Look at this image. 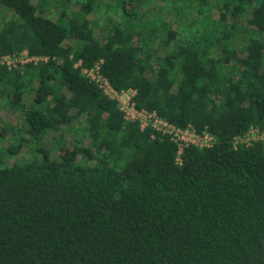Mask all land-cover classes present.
<instances>
[{
	"label": "trees",
	"instance_id": "trees-1",
	"mask_svg": "<svg viewBox=\"0 0 264 264\" xmlns=\"http://www.w3.org/2000/svg\"><path fill=\"white\" fill-rule=\"evenodd\" d=\"M23 50L47 61L0 65V264H264V142L231 144L264 131V0H0V56ZM96 65L214 144L177 162Z\"/></svg>",
	"mask_w": 264,
	"mask_h": 264
},
{
	"label": "built area",
	"instance_id": "built-area-1",
	"mask_svg": "<svg viewBox=\"0 0 264 264\" xmlns=\"http://www.w3.org/2000/svg\"><path fill=\"white\" fill-rule=\"evenodd\" d=\"M41 61H47V57L30 55L26 50L17 54L0 56V65H4L8 69L16 68L19 65L29 62L36 64ZM75 67H81L80 61L75 64ZM81 73L94 81L105 96L115 100L119 104V110L123 113V117L126 121L138 122L140 128L151 126L154 130L169 136L170 140L173 141L177 147V162H180L179 156L185 147L209 148L214 144L215 139L213 135L207 132L206 129L196 132L190 126L179 128L160 119L154 111L137 109L133 100L136 93L135 90H115L106 78L100 74L99 65L93 68L82 67ZM253 141L264 142V131H259L257 128L251 127L244 135L233 137L231 144L233 148H236L239 144L250 145Z\"/></svg>",
	"mask_w": 264,
	"mask_h": 264
},
{
	"label": "rangeland",
	"instance_id": "rangeland-1",
	"mask_svg": "<svg viewBox=\"0 0 264 264\" xmlns=\"http://www.w3.org/2000/svg\"><path fill=\"white\" fill-rule=\"evenodd\" d=\"M147 8H148L149 12H151V9L153 11L156 9L155 6H153V5L152 6L150 5ZM155 12H156V10H155ZM29 101H30V95H25L24 96V102H25V104H27ZM0 113H2L3 118L5 117L8 120H11V116H10L8 110H2ZM10 122H12V121H10ZM14 122L23 125V123H22L23 122V119H22V117L20 116L19 113L16 114V118H14ZM19 135H23V133H20ZM12 140H13V138H11V136H6V138H4L2 141H0V153L2 152V150L5 147H7L8 145L11 144ZM66 142H67V140H66ZM51 153H52L53 156H55V154H56V152L53 149H51ZM27 157H29L28 151L23 150V152H21L18 155L17 159L18 160H21V159H25Z\"/></svg>",
	"mask_w": 264,
	"mask_h": 264
},
{
	"label": "bare ground",
	"instance_id": "bare-ground-1",
	"mask_svg": "<svg viewBox=\"0 0 264 264\" xmlns=\"http://www.w3.org/2000/svg\"><path fill=\"white\" fill-rule=\"evenodd\" d=\"M182 154V153H181Z\"/></svg>",
	"mask_w": 264,
	"mask_h": 264
}]
</instances>
